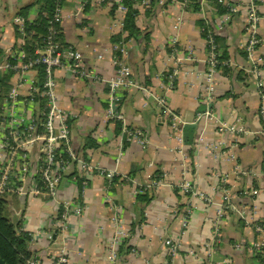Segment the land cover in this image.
Returning <instances> with one entry per match:
<instances>
[{
	"label": "crops",
	"instance_id": "0c3cea01",
	"mask_svg": "<svg viewBox=\"0 0 264 264\" xmlns=\"http://www.w3.org/2000/svg\"><path fill=\"white\" fill-rule=\"evenodd\" d=\"M111 1L64 0L61 8V40L81 55L89 77L55 71L57 102L68 114L70 145L78 161L95 171L87 172L78 162L68 167L57 201L80 206V214L70 215L64 226L58 222L57 201L7 198V216L30 235L33 261L53 264L64 253L66 264H111V240L120 230L123 237L113 250L116 264H263L255 246L264 235L254 228L264 226V134L256 80L244 50L243 0H222L241 7L223 26L219 19L224 13H218L212 0L203 7L196 0L195 10L181 7L179 0H158L150 15L145 14L147 7L134 6L141 34L123 43L124 60L136 87L118 93V112L125 128L141 132L148 142L145 148L135 140L123 148L115 122L106 117L105 81L115 74L113 49L119 43L113 41L121 32L124 12L117 8L111 15ZM31 2L0 0V63L7 50L23 43L14 20ZM217 4L223 7L218 0ZM257 11L258 36L264 38V0H257ZM37 13L33 6L20 18L30 22ZM204 30L212 31L220 58L229 63L228 72L218 69L215 74L208 105L203 99ZM256 55L264 83V41ZM172 74L169 82L166 77ZM15 80V76L8 79L0 100ZM159 99L163 106L157 105ZM207 107L214 120L196 122V115ZM164 109L184 123L178 131L170 130ZM235 119L246 134L218 133L217 122ZM179 135L181 143L176 139ZM97 170L113 171L116 181L111 185ZM185 171L195 196L183 195L175 187ZM155 173L163 178L162 185L137 203L136 186ZM75 178L86 183L80 198ZM224 191L229 205L215 236L213 224ZM200 194L210 201L200 199ZM167 240L178 246L174 255L165 245Z\"/></svg>",
	"mask_w": 264,
	"mask_h": 264
},
{
	"label": "built area",
	"instance_id": "2783aa9c",
	"mask_svg": "<svg viewBox=\"0 0 264 264\" xmlns=\"http://www.w3.org/2000/svg\"><path fill=\"white\" fill-rule=\"evenodd\" d=\"M113 1L118 5L120 11H124L120 5L121 0ZM210 1L198 0L197 2L200 7H203L204 4ZM243 2V11L246 20L244 30L247 34L244 50L252 69V75L256 80L258 90V115L264 134V83L261 79L260 61L256 55L257 48L264 41V38H260L257 32V25L261 17L257 11V0H243ZM218 3H221L225 8L224 14L219 19L220 26L226 24L232 16L241 10L239 5L233 6L230 3H224L222 0H218ZM187 4V0H182L179 3L181 7H185ZM140 5L147 7L148 0H143ZM61 20L62 15L60 9L54 15V22L61 23ZM24 23L25 20L20 17L14 20L17 31L21 36H24ZM56 34L57 32L52 27L48 29L43 47L34 51L36 58L26 56L19 49L20 46H14L6 51L3 61L0 63V73L9 72L12 73V76L16 77L8 94L0 100V198H38L56 202L57 190L63 175L69 167V163H81L78 161L70 145L67 125L68 114L59 107L57 102L54 73L62 69L76 78H86L89 77V74L82 66L81 55L70 46L61 48L55 42ZM212 36V31H209L207 37L204 39L207 48V71L203 77L205 84L203 99L207 105L212 100L215 83L214 76L219 69V64H229L228 62L219 61V54ZM125 45L122 42L114 47L113 51L115 53L112 57V65L115 68V74L112 78L105 81L108 89L106 117L109 120H116L121 123H123V118L118 112V93L136 87L130 78V69L124 60L126 56ZM9 59H12L14 64H9ZM38 64L44 67L41 83L37 82L35 67ZM29 74L33 77L29 78ZM172 78L173 74L166 77L169 82ZM156 103L159 106H163V99L157 100ZM163 111L170 120V130L178 131L179 126H183L184 123L176 114L167 109ZM200 120H214L213 113L208 107L196 115L195 121ZM217 131L221 135L246 134V130L237 119L233 123L217 122ZM122 133L125 134L127 141L135 140L142 148H145L148 144L141 132L137 130L128 131L123 127ZM176 139L179 143L182 142L181 135L177 136ZM63 157L65 160L62 159ZM81 167L87 172L95 171L93 167L87 164L81 163ZM99 173L107 181H110L114 176L113 171H99ZM186 175L185 171L182 175L183 178L175 187L183 195L195 196L197 193L194 192ZM162 179L161 176L158 179L151 178L136 186V192L141 193L142 188H158L162 185ZM82 184L84 188L86 183L83 182ZM262 192L264 193V188ZM198 196L206 202L210 201L201 194ZM57 204L62 210L58 219L60 226H64L70 215L80 214V206L74 203L72 204V202H58ZM228 205L229 195L225 192L222 198V204L216 211V220L213 224L215 227L213 234L215 236H218L217 226L220 224ZM184 224L186 225V222ZM254 230L264 235V226H255ZM122 237V232L117 230L111 240L112 249L109 254V262L111 264H116L117 262V256L113 250L119 244ZM165 245L169 248V253L172 255L178 250V246L170 240L165 241ZM255 250L261 262L264 264V239L256 244ZM66 263L67 257L64 253L59 254L53 262V264ZM29 264L36 263L31 261Z\"/></svg>",
	"mask_w": 264,
	"mask_h": 264
},
{
	"label": "trees",
	"instance_id": "16d2710c",
	"mask_svg": "<svg viewBox=\"0 0 264 264\" xmlns=\"http://www.w3.org/2000/svg\"><path fill=\"white\" fill-rule=\"evenodd\" d=\"M143 0H121L120 5L123 7V19H122V27L121 32L117 34L114 37L113 44H118L120 42L129 41L131 39H135L138 37L141 33L139 29L136 26V18L138 15V12L135 5H140ZM182 1V0H179ZM188 4L185 7L187 10H195L197 9L198 5L196 4V0H187ZM64 0H32L31 4L28 6L21 8L17 12V16L25 18L27 16V13L29 9L33 6L37 7V16L33 21H26L24 23V32L22 36L23 44L20 46V50H22L26 56L30 58H36L34 55V51L36 49H41L44 45L45 37L48 34V29L52 27L57 34L55 35V42L58 43V45L61 48H66L68 45L64 44L61 40V30H60V23L54 22V15L57 10H60L63 6ZM213 3H215L218 13L222 14L225 12V8L221 5L217 4V0H212ZM110 3V13L113 14L114 11L117 10L118 5L114 2H108ZM158 3V0H148L147 8L144 9L145 14L150 15L152 12V8L155 4ZM170 3V1H168ZM202 24V28L206 29V26L204 27V23ZM205 33V34H204ZM124 35L125 38L121 39V36ZM203 38L205 39L207 37L206 30L203 32ZM213 42L216 46L217 50V39L212 36ZM218 52V51H217ZM1 54V52H0ZM219 54V53H218ZM219 61L220 62H227L225 58L219 54ZM9 64H14V61L12 59L8 60ZM43 66L37 65L35 67L37 72V82L41 83L42 76H43ZM219 69H222L225 73L229 71L228 65L219 64ZM12 76V73H4L3 75H0V92L3 91L7 86L6 83L8 79L10 80ZM115 122V128L116 133L119 134L122 137V147L124 148L127 145V140L125 134L122 133L123 125L120 121H114ZM128 131H134L133 129L126 128ZM65 160V158H62ZM74 163L70 162L69 166H72ZM67 171L62 177V180L66 177ZM161 175L159 173H155L153 178H159ZM70 177H74V175H70ZM75 181H77V185L79 188V198L81 197V191H82V184L80 183L81 180L75 178ZM116 181L115 176H113L110 180V184L112 185ZM150 189H144L142 188L141 193H137L135 199L137 203H141L146 200V196L149 194ZM7 198L11 197H3L0 198V259L3 261L4 264H29V262L34 260V255L29 250V244H30V235L23 231L21 229V225L19 223H14L9 219L7 216ZM61 209L59 210V215L61 213ZM123 246V245H121ZM120 251V247H119ZM120 253V252H119Z\"/></svg>",
	"mask_w": 264,
	"mask_h": 264
},
{
	"label": "water",
	"instance_id": "95a60500",
	"mask_svg": "<svg viewBox=\"0 0 264 264\" xmlns=\"http://www.w3.org/2000/svg\"><path fill=\"white\" fill-rule=\"evenodd\" d=\"M0 264H4L3 261L0 259Z\"/></svg>",
	"mask_w": 264,
	"mask_h": 264
}]
</instances>
